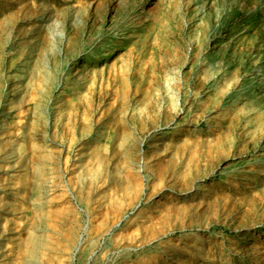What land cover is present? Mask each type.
I'll return each instance as SVG.
<instances>
[{"label":"rangeland","instance_id":"obj_1","mask_svg":"<svg viewBox=\"0 0 264 264\" xmlns=\"http://www.w3.org/2000/svg\"><path fill=\"white\" fill-rule=\"evenodd\" d=\"M0 247L264 264V0H0Z\"/></svg>","mask_w":264,"mask_h":264},{"label":"bare ground","instance_id":"obj_2","mask_svg":"<svg viewBox=\"0 0 264 264\" xmlns=\"http://www.w3.org/2000/svg\"><path fill=\"white\" fill-rule=\"evenodd\" d=\"M69 72H70V69H68L67 70V77H68V75H69ZM16 86H17V84H16ZM19 88V92H20V95H21V97H24L25 95H27V88L28 87H23L22 85H20V86H18ZM20 98V97H19ZM39 106V105H38ZM157 139H158V137H157ZM156 143V142H155ZM154 144V143H153ZM8 157L10 158L9 160H11L12 162H16V161H18L17 160V152H16V150H15V148H11V149H9V152H8ZM23 159V158H22ZM20 162V161H19ZM22 163V162H21ZM19 164V163H18ZM23 164V163H22ZM21 165V164H20ZM23 166V165H22ZM21 166V167H22ZM13 168H17V165L16 164H13ZM19 168V167H18ZM20 169V168H19ZM15 170V169H14ZM46 180V179H45ZM39 186L38 187H42V185L44 184L45 185V181H44V179H42V177L39 179ZM38 183V182H37ZM40 187V188H41ZM42 189V188H41ZM39 191H41L40 189H39ZM43 192V191H42ZM9 194H11L10 192H9ZM40 194H42V193H40ZM12 196H14V195H12ZM41 195H35L34 197H32V199L30 200L31 201V204H33L34 206H39L41 203H43L42 202V200H41V197H40ZM43 196V195H42ZM44 197V196H43ZM195 197V195L193 196V198ZM192 198V199H193ZM44 200V199H43ZM45 201V200H44ZM157 202H159V201H157ZM35 209H36V207H35ZM39 209H41V208H39ZM39 209L37 210L38 212H39ZM37 213V212H36ZM41 214V213H40ZM36 215V214H35ZM38 215V214H37ZM37 237V236H36ZM40 244V243H39ZM30 246V245H29ZM32 247H35L34 245H31ZM30 248V247H29ZM4 249V248H3ZM31 249V248H30ZM33 249V248H32ZM0 250H1V247H0ZM30 254V253H29ZM28 255V254H27ZM2 256H4L3 255V252L2 251H0V257H2ZM32 256V255H31ZM33 257V256H32ZM23 258H24V256H23ZM36 259V258H35ZM34 258H31V259H29V260H27V264H37V261L35 260Z\"/></svg>","mask_w":264,"mask_h":264}]
</instances>
